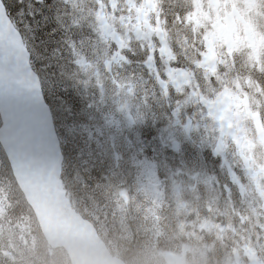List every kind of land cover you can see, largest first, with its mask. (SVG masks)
Here are the masks:
<instances>
[{
  "label": "trees",
  "instance_id": "1",
  "mask_svg": "<svg viewBox=\"0 0 264 264\" xmlns=\"http://www.w3.org/2000/svg\"><path fill=\"white\" fill-rule=\"evenodd\" d=\"M3 2L23 35L51 107L64 154L61 187L72 206L95 225L113 255L128 264H163L162 253L175 252L182 236L175 204H163V196L168 199L166 189L172 187L171 173L181 162L173 149L162 146L157 127L147 124L137 132L129 127L113 138L118 117L109 111L95 117L96 102L88 99L84 76L78 75L68 49L93 26L89 0ZM83 12L89 25L81 24ZM57 50L60 60L50 57ZM0 210L6 234L0 255H15L14 259L4 257L0 264H70L63 249L47 244L1 146ZM150 216L163 220L155 230L149 224L153 223ZM222 243L231 252L230 242Z\"/></svg>",
  "mask_w": 264,
  "mask_h": 264
},
{
  "label": "rangeland",
  "instance_id": "2",
  "mask_svg": "<svg viewBox=\"0 0 264 264\" xmlns=\"http://www.w3.org/2000/svg\"><path fill=\"white\" fill-rule=\"evenodd\" d=\"M132 1L130 3V1L128 0L127 4L129 6L128 11L131 15H133L134 19L137 14L145 13L144 9L148 4L155 3V0H141V4L144 5L142 6L138 3L136 4L135 0ZM241 1H243V4H241L239 0H230V4L232 6H236L239 9L240 5H242L244 9H248V11L252 9V6H250L249 4V0ZM188 3L189 0H163V7L165 11L169 8L170 4H174L176 6H178L179 4L180 15L186 14L190 17H181L179 18L181 23H178L177 20L173 25H169L166 30H162V32L159 31V35L155 34V36L157 37L156 40L159 44L158 48L160 52H149V57L147 58L149 60H154L161 65H154L153 69H163L167 73L168 82H171L173 77L176 76L175 70L177 68V65L172 64V57L175 56V54H184L182 55L184 57V65H188L185 64L186 60L190 61V65L197 64L191 57H189V55L193 54L195 56H199V66L200 64L205 62L206 59L211 57L212 52L218 53L219 50H223V48L225 47L224 31H221L217 25V21L220 19V16H218L217 13H221L220 9L212 6L208 8L211 9L210 12H202L195 19L194 9L191 12L188 11ZM104 6L106 7V14L109 16H113V20L110 22L111 26L120 29L121 33L125 32L126 34H129L132 33L134 29L136 30L139 28V24H136L134 22V19L132 23L133 28H130V26L128 25V20H124L125 22H123L121 18L124 17V15H121V13L117 14L118 10L120 9L117 0H104ZM202 11H206V9ZM81 14L84 15L83 18L85 20L84 25L82 18V26L89 25L87 21V13L84 14L83 12ZM158 17V22H160V16ZM257 17L259 19L261 18L260 15H257ZM93 18L94 22L95 15H93ZM212 18H214L213 22H211ZM195 21L199 23L201 32H198L196 30L195 25L193 24V22ZM253 27H255V24L253 25ZM101 28V35L104 36V30H107L108 27L105 26V28ZM88 29L94 33L83 34V39L76 43L73 42V44H69L68 49H71L72 58L76 61L74 63L77 67V72L79 73L78 75H80L81 77L84 76L85 91L88 99L96 102V109L93 111L95 113V117L101 118L104 116L100 112L103 109H107L104 107L107 105V103H105L106 100H108L110 102L111 112H115L117 109L119 110L118 121L116 123L117 126L113 127L116 131L113 134V138L117 136L121 130L129 127L134 128L137 132L138 130L142 129L144 125L143 122L146 120V116L150 113V108L147 106L145 101H143V99H145L146 97V94L143 95V91L141 90H139L141 91V94H138L137 92L132 93L131 91H128L130 90V87L126 86L125 88H123V86L119 83L117 84L115 81H111L110 73L112 74V76H114V73L110 72L109 69L111 67L106 65V62L111 60L110 53L107 49L108 47L101 45L102 42H105L106 36L99 37L100 33L93 26H88ZM262 29L264 34V28ZM225 31H229L228 27L225 28ZM178 36H181V41ZM65 44L67 46L66 42ZM174 48L178 50L176 51ZM57 51L59 53L53 52V55H51L50 57L55 60H60V51ZM135 53L136 55L139 54V52ZM107 54L109 58L107 57ZM242 60L243 58L240 57L239 62H241ZM214 61L215 60H213V64ZM132 63H139V61L134 59V62ZM125 64L129 65V63L127 62H125ZM190 65L185 67V69L187 70L189 78L193 80V74L189 70L195 69L190 67ZM131 67L135 69L134 66ZM122 70L123 75H119L118 78H120L125 83H129V81H126L129 77H125V74L131 75L132 78L133 74L131 70L128 68H124ZM234 75L235 73H232L231 79L233 81H238L236 75ZM203 76H206L205 72L203 73ZM164 79H166V77H159L157 79H154L156 82L153 87L155 89L161 90L159 83ZM138 80L141 84L145 83L144 79L139 78ZM217 83L222 86V89L224 90L216 94L211 93V88H208V97L205 96L204 98H200L198 107L201 111H198L199 114L193 117V123L190 122L189 118L186 121L185 128L183 130L176 131L174 127H169L167 128V131L173 135L174 139H180L181 141L185 140L183 143H180L181 145L187 144L186 139L190 138L191 135H193V138L200 140L199 142L202 145H210V143L213 142L212 148L218 151V153L221 155L222 160L226 164H224L225 170H227L226 167H230L233 168L234 171H243L239 157L240 152H244L245 156L250 159L251 163H255V170L263 171L264 144H262L258 140L256 127H253L252 125L254 123V118L244 110L242 111L243 115H237L235 113V109H238L237 105H235V107L231 104L228 106V104L232 102H229L230 96L231 94H235L236 96H233L232 98L236 99L237 101L243 100V98H237V93H232L230 89L228 90V88L224 87V80L222 81L221 79L220 82ZM153 87L151 88L152 91H154ZM208 99H210L212 102H217L220 100L219 103L221 105L224 103L225 107L219 105L218 107H215L213 109V112H210L206 108ZM202 106H204L205 109H202ZM228 108H230L231 110H229ZM109 125H111V122ZM173 125L179 127L180 123L175 122L173 123ZM165 155H168V153L166 152ZM181 155H187V149L182 150ZM202 155L206 154L203 153ZM243 185L245 186V184ZM193 186L196 185L193 184ZM241 189L247 192H243L241 194L240 202H242V199L246 198L249 194V189L245 187H241ZM212 191L214 194L210 193ZM196 194L198 197H204L206 199L211 196L217 202L216 205L214 201L211 204H208L205 207L207 211L203 212V216L212 214L214 218L213 221L216 225L213 224L211 228V231L214 235V241L210 239V242H212V250L219 255H198L191 247H186L183 254L179 255L178 251H182V246H180V244L178 243L175 249L176 254H178V257H176L177 259L171 263L167 262L166 256L168 254L167 252H163L162 255L164 257V264H178L179 262H181V264H264V189H262L261 191V201L257 198H252L246 204L248 212L244 215V217L245 219L251 220V225H249L247 228L239 227L235 228L234 230H229L228 228L230 232V236L228 235V237H230L231 239L237 238L238 242H240V246L242 248H247V255L242 254V251L243 253L245 251L244 249H236L235 255H224V253L220 255L224 251V244L221 242V237L218 233L220 231V233L224 235L222 232L224 229L221 227V224L219 222L221 221V214L225 217L230 216V209H232V207L230 206L229 208L228 206H226V204L221 206V199L219 200L220 194L217 196L215 189L213 188L200 193L196 192L195 196ZM254 194L256 196H259V193L257 191H255ZM164 208H160L159 211H162V209ZM210 209L211 212H208L210 211ZM241 209H244V207H241ZM151 215H155V213L152 212ZM0 216H2L1 210ZM150 218L153 223L150 222L149 224H151V228L153 230L157 228L158 224H161L160 222H163L162 219L158 221L155 220V217L150 216ZM217 218L220 219L219 221L215 222ZM146 220L147 219L145 218V221ZM247 232L248 239L243 238L245 237L244 234H247ZM257 232L259 233V235L254 241V237L256 236ZM3 239V235L2 233H0V242ZM202 241L207 243V241L204 239H202ZM255 250L257 255H253ZM209 256L212 258V263L207 262ZM0 260L5 261L4 258Z\"/></svg>",
  "mask_w": 264,
  "mask_h": 264
},
{
  "label": "water",
  "instance_id": "3",
  "mask_svg": "<svg viewBox=\"0 0 264 264\" xmlns=\"http://www.w3.org/2000/svg\"><path fill=\"white\" fill-rule=\"evenodd\" d=\"M0 144L13 174L53 248L72 264H125L113 257L94 225L60 189L64 156L53 116L20 31L0 0Z\"/></svg>",
  "mask_w": 264,
  "mask_h": 264
},
{
  "label": "flooded vegetation",
  "instance_id": "4",
  "mask_svg": "<svg viewBox=\"0 0 264 264\" xmlns=\"http://www.w3.org/2000/svg\"><path fill=\"white\" fill-rule=\"evenodd\" d=\"M127 1L128 0H118L120 9L117 13L124 15V17L121 18L123 22H125L124 20H128V18L130 20L133 18V15H131L128 11L129 6ZM129 1L131 3L132 0ZM140 1L141 0H135V3L142 5ZM239 1L241 4H243V1ZM249 4L252 6L250 11H248L246 8L244 9L242 5H240V9L236 6H232L230 4V0H189L188 11L191 12L194 9V18L196 19L197 16L202 12H210L211 9L208 8L212 6L220 9L221 13H217L218 16H220V19L217 21V25L221 31H224V41L226 45L224 56L226 57L227 55L232 54L235 56L239 55V57L243 58L240 63L238 62L237 64L235 61L229 65V68H232L231 70L233 72H238L239 75L236 76L238 81H233L231 79L232 76H229L231 72L227 69V73H229V75L227 76L226 87L230 89L232 93H237L238 98L241 96H244L245 98L236 103L237 100L232 98V96L236 95L231 94L229 102H232H230L228 106L230 104H238L239 109H241L244 104L243 107L245 112L251 114V105L249 103L251 96L255 105L259 103V111L264 105V34L262 29L264 28V0H249ZM179 6V4L178 6L170 4L169 8L165 11L163 7V0H155V3L148 4L144 9L145 18L139 23L140 29L136 32L140 43L151 44L155 40V34L159 35V31L162 32V30H166L169 25H173L177 20L178 23H181L179 18H185V16L188 15H180ZM204 9H206V11H202ZM257 15H260L261 18L259 19ZM158 16H160V22H158ZM213 20L214 18H212L211 22H213ZM193 24L195 25L196 30L200 29L199 23L197 21L193 22ZM254 24L255 27H253ZM226 27H228L229 31H225ZM178 37L181 41V36ZM120 46L123 47L126 45L121 42ZM215 53L216 52H212V58L216 56ZM113 58L115 59V56H113ZM190 67L195 69L189 70L193 74V80L189 78L186 70L185 79L182 82H179L180 86H178L176 79H172V81L170 83L168 82L167 85L166 80L160 81V85L164 90L170 88V85L175 89H180L177 99L178 101H183V98L186 95V104L189 103L187 95L197 88V83L193 84L197 81V65H190ZM213 72L214 69L210 64L209 68H207V71L205 72L207 81L213 77ZM225 78L226 77H224V79ZM170 95L171 94L169 92H165V96L170 97ZM163 103H168L171 105L173 104V101L172 99H164ZM219 104L220 103H216V105H210V108L213 110V107L217 105L219 106ZM221 106L225 107V104L223 103ZM185 107L190 110L192 108H196L197 105L194 101L193 104L189 103ZM233 181L234 179H232L230 182L232 183ZM237 209L239 210V208Z\"/></svg>",
  "mask_w": 264,
  "mask_h": 264
},
{
  "label": "bare ground",
  "instance_id": "5",
  "mask_svg": "<svg viewBox=\"0 0 264 264\" xmlns=\"http://www.w3.org/2000/svg\"><path fill=\"white\" fill-rule=\"evenodd\" d=\"M47 91V90H46ZM262 99V98H261ZM66 102V101H65ZM60 107V106H59ZM56 108V107H55ZM57 111V110H56ZM89 112V111H88ZM99 117V116H98ZM94 120V119H93ZM119 138V137H118ZM164 153H166V152H164ZM101 167V166H100ZM10 171V170H9ZM8 173V172H7ZM68 257H69V255H67ZM1 259V258H0Z\"/></svg>",
  "mask_w": 264,
  "mask_h": 264
}]
</instances>
